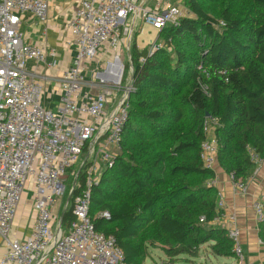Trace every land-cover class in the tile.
I'll return each instance as SVG.
<instances>
[{"label": "trees", "instance_id": "1", "mask_svg": "<svg viewBox=\"0 0 264 264\" xmlns=\"http://www.w3.org/2000/svg\"><path fill=\"white\" fill-rule=\"evenodd\" d=\"M183 2L187 14L158 32L162 48H129L121 154L91 188L89 217L115 238L123 264H141L150 246L170 260L196 258L205 245L215 257H233L226 231L210 225L221 212L215 172L200 160L206 124L217 165L234 182L252 177V155L264 159V0ZM76 181L62 230L73 220L84 172ZM103 212L109 218H99ZM258 235L264 246V222Z\"/></svg>", "mask_w": 264, "mask_h": 264}, {"label": "built area", "instance_id": "2", "mask_svg": "<svg viewBox=\"0 0 264 264\" xmlns=\"http://www.w3.org/2000/svg\"><path fill=\"white\" fill-rule=\"evenodd\" d=\"M49 1L0 0V237L5 247L1 263L123 264L115 238L97 232L89 217L91 188L121 154L122 131L128 119L132 85L122 86L121 48L125 46L132 70L129 45L138 22L161 31L176 25L182 12L168 4L161 10L149 9L142 0H80L68 21L75 53L58 82L60 104L56 111H49L41 103L42 83L29 76L26 66L34 61L48 70L55 65L54 53L25 43L20 30L25 14L45 21ZM104 45L112 53L110 60H105L94 81H87V65L98 57L103 62L105 57L99 53ZM154 50L156 47L150 52ZM204 133L200 160L205 169L214 171L218 145L209 137L211 124H206ZM84 152L87 156L74 182L84 172L85 188L72 206L73 220L62 230L53 209L65 191L63 178L79 164ZM251 161L255 168L262 163L255 155ZM234 183L243 188V184ZM24 190L32 192L35 220L31 234L20 242L11 237L10 227ZM216 209H223L220 196ZM253 209L257 223L264 222V192ZM99 218H109V214L103 212ZM229 221L235 224L232 216ZM226 234L236 264H247L237 229H228Z\"/></svg>", "mask_w": 264, "mask_h": 264}, {"label": "crops", "instance_id": "3", "mask_svg": "<svg viewBox=\"0 0 264 264\" xmlns=\"http://www.w3.org/2000/svg\"><path fill=\"white\" fill-rule=\"evenodd\" d=\"M142 1L144 7L153 10H161L165 4L170 5L166 0ZM79 2L80 0H50L48 15L45 21L40 22L30 14H25L21 20L20 30L23 33L24 42L41 47L47 53H54L52 61L55 62V65L48 70L44 65L35 63L34 61H29L26 66L29 76L42 83L43 94L41 103L49 111H56L60 104L58 82L62 73L71 66L75 53L74 37L68 28V21L77 9ZM162 2L166 3L161 7ZM140 23L142 22H138L135 34H138L140 31ZM155 40H158V35ZM138 49L146 50L147 47ZM99 55L105 57L102 60L104 61L110 60L112 53L104 45ZM99 61L100 58L98 57L97 61L87 65L85 75L87 81H90L87 74L97 70L99 68L98 64L104 66ZM100 68L102 70L101 66ZM96 92L95 89L92 90V93L95 94ZM211 136H213L212 133L209 134V137ZM214 172V186L218 196L222 200L223 209L221 211V219L210 223V225L223 229L226 232L228 229H237L244 262L247 264H264V246L258 235L259 224L257 223V216L253 209V203L264 192V159L255 168L252 177L243 184L242 189H239L231 180V177L222 171L218 165L215 166ZM231 216L235 219V224L230 223L229 218ZM34 220L35 211L33 208L32 192L24 190L11 223V237L20 242L24 241L31 234ZM200 250L204 251L201 258H199L201 255L199 251L196 258L179 257L175 260L182 261L180 264H236L233 257H215L211 255L209 245L201 247ZM4 253L5 247L0 237V264H2L1 260Z\"/></svg>", "mask_w": 264, "mask_h": 264}, {"label": "rangeland", "instance_id": "4", "mask_svg": "<svg viewBox=\"0 0 264 264\" xmlns=\"http://www.w3.org/2000/svg\"><path fill=\"white\" fill-rule=\"evenodd\" d=\"M165 1V0H162ZM167 3H169L172 6L177 7L181 12L182 16L187 14V7L184 5L183 0H166ZM161 3V7L164 3ZM141 25L140 31L138 34L133 33L131 35L130 39V45H132L133 41H135L136 45L140 49H144L147 47L148 51L150 52L154 47L157 48H162L163 42L161 40H155L156 36L158 35L157 30H155L150 24L148 23H140ZM169 51V49H168ZM120 59L124 65V75L122 79V86L126 87L130 83V72H129V64H128V59H127V50L124 47L121 48V53H120ZM105 60L102 62L104 64ZM100 66L103 69L102 64H98V67ZM97 69L95 71H92L91 73L87 74V77L90 78V80L94 81L100 74L101 71L100 69ZM87 70V69H86ZM130 94V93H129ZM109 110V109H108ZM87 156V152L83 154L81 157V160L78 165H76L73 169H71L68 173L67 177H64L62 180V185L65 187V191L63 194L57 198L56 204L54 206L53 212L56 217V222L59 221L62 213L64 211H67L71 204H70V194L72 192L73 188L77 187V181L74 182L75 180V173L82 167V164L84 163V159ZM97 162L100 164L99 158H97ZM74 184V186H73ZM204 250V249H203ZM200 250L201 255L199 258L203 256L204 251ZM182 261L180 260H170L167 256H165L163 250L159 246H150L147 249V255L146 258L143 260L141 264H180Z\"/></svg>", "mask_w": 264, "mask_h": 264}, {"label": "water", "instance_id": "5", "mask_svg": "<svg viewBox=\"0 0 264 264\" xmlns=\"http://www.w3.org/2000/svg\"><path fill=\"white\" fill-rule=\"evenodd\" d=\"M61 220H62V215H61V217H60V219H59V228H60V226H61Z\"/></svg>", "mask_w": 264, "mask_h": 264}]
</instances>
